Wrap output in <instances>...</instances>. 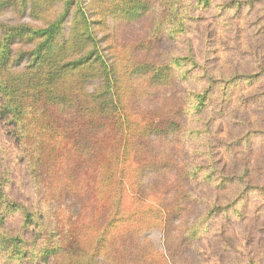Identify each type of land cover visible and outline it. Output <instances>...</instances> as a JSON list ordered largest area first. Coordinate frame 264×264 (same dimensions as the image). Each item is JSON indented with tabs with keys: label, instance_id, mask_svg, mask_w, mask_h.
Here are the masks:
<instances>
[{
	"label": "trees",
	"instance_id": "obj_1",
	"mask_svg": "<svg viewBox=\"0 0 264 264\" xmlns=\"http://www.w3.org/2000/svg\"><path fill=\"white\" fill-rule=\"evenodd\" d=\"M183 1L0 0V8L29 11L40 23L0 21V123L7 136L0 134V264L264 259V208L251 215L240 208L250 194L264 198V158L240 157L239 147L217 160L208 143L217 115L236 116L219 122L218 133L223 126L240 137L263 131L264 102L249 98L264 93V54L243 64L225 51L227 76L215 74L209 58L200 61L188 41L184 54L152 60L163 33L185 35L187 13L213 3ZM241 3L228 0L221 9ZM154 11L149 36L132 46L99 36L107 18L144 24ZM240 80L248 86L232 96L230 86ZM195 123L206 126L207 139L189 127ZM217 216L223 222L209 227ZM152 228L163 235L162 250L146 236Z\"/></svg>",
	"mask_w": 264,
	"mask_h": 264
},
{
	"label": "rangeland",
	"instance_id": "obj_2",
	"mask_svg": "<svg viewBox=\"0 0 264 264\" xmlns=\"http://www.w3.org/2000/svg\"><path fill=\"white\" fill-rule=\"evenodd\" d=\"M85 2H91V0H84ZM194 0H184L183 3H193ZM228 0H213V3L207 9L202 7L193 8L190 14L187 13L189 20L187 21L185 35L176 34L175 38L170 37L168 33H163L164 37L160 42H156L153 50L152 60L160 62L161 60L172 57L178 54H184L188 48L186 41L189 42L190 48L200 61L204 58H209L207 66H211L215 74L218 72H224L225 76L228 75L229 68L228 66L230 61L226 59L225 51H230L232 54H235L240 61H247V58H251L254 52L259 51L260 54H264V5L263 1L255 0L253 5L250 8V5H247L248 0H240L243 3L241 9L237 7L231 8L230 11L224 12L221 9L224 2ZM245 2V3H244ZM159 4L157 5L158 8ZM158 14V11H154L147 19L143 22L144 24H124L119 22H113L110 18H107L106 24L99 29V36H103L105 41L107 38H110L114 44L118 41L126 42L127 44H134L140 38H147L150 34L152 27V20ZM191 18V19H190ZM0 21L7 24H16L19 22L31 23L32 25H40V23L33 22L30 17L29 11H25L23 14H18L12 6H3L0 8ZM66 28L68 22L64 25ZM101 46H106V43H101ZM18 47V44H16ZM250 53V56L248 55ZM151 59V58H149ZM26 60V59H22ZM245 60V61H244ZM24 65V61L20 63V67ZM248 86V81L240 80L233 82L230 86L231 95L235 96L237 94L243 93V91ZM89 87H94V81L89 83ZM217 91L221 92L219 87H216ZM212 104L214 109L219 107L217 103L219 101L218 97L215 95L212 98ZM253 101L260 100L264 102V93L255 98H249ZM237 111V110H236ZM257 116L255 113L251 114V121ZM208 116H204L206 118ZM235 115L231 114L230 117L224 115H217L214 117L212 123H215L213 127V134L208 138V143L210 150L213 151V155L217 160L229 159L231 156L227 153L235 152L234 155L238 152L239 147L244 149L243 155L252 157L254 159L261 160L264 158V128L263 131L256 132L254 135L246 134L243 137L242 132H238L237 129L232 131V127L229 129L227 126H223L224 130H221V133H218L217 126L222 125L224 121H233L235 120ZM189 127H197L198 130L202 131L203 137L209 134L207 133L206 126L201 123L190 125ZM259 129L258 126L254 127ZM189 128H187L188 130ZM4 134L3 138L7 139L5 127L0 123V134ZM195 134H198L197 132ZM188 137L192 138L191 134H187ZM202 137V138H203ZM240 137L239 139H237ZM207 139V138H206ZM206 139L204 141H206ZM238 141L243 143L238 146ZM193 142V141H192ZM195 143V142H194ZM253 147V151L248 155L247 150ZM239 208V206H238ZM245 215H251L253 212L261 211L260 209L264 208V198L255 197L252 194L248 195L245 198L244 205L240 207ZM264 210V209H263ZM202 210H199V213ZM263 218H260V222H264V216L261 213ZM230 217L233 218L232 214ZM17 218V217H15ZM14 218V221H15ZM218 216L209 223V227L217 228L221 222H223L222 216L220 220H217ZM234 220V219H233ZM238 221V220H235ZM232 221L235 228H239L237 222ZM215 224V225H214ZM216 226V227H215ZM240 226H242L240 224ZM251 226V225H250ZM243 228V227H242ZM236 230V229H235ZM237 232V230L235 231ZM215 233V231H211ZM146 236L154 242L156 247L159 250H162L163 247V235L161 231L156 228L150 229ZM239 239V236L234 234V244ZM240 245V242L236 244ZM177 262V258H175ZM178 261L177 263H180ZM261 263L264 264V259H261ZM260 263V264H261Z\"/></svg>",
	"mask_w": 264,
	"mask_h": 264
}]
</instances>
